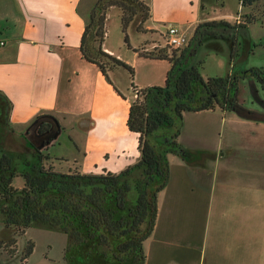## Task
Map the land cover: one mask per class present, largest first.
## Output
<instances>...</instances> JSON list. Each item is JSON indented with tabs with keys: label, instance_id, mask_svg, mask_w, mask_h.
Returning <instances> with one entry per match:
<instances>
[{
	"label": "crops",
	"instance_id": "0c3cea01",
	"mask_svg": "<svg viewBox=\"0 0 264 264\" xmlns=\"http://www.w3.org/2000/svg\"><path fill=\"white\" fill-rule=\"evenodd\" d=\"M95 1L6 0L5 10L0 5L1 23L14 17L13 5L19 7L20 20V29L7 31L10 37L0 40V90L13 104L11 124L22 132L42 113L57 116L63 126L86 114L91 125L82 170L120 172L139 160V135L127 125L129 83L124 89L108 73L111 83L80 50L83 14ZM143 1L150 7L149 31L141 32L145 38L138 46L145 44L146 50L158 47L147 40L164 36L162 24H186L194 33L201 21L235 22L238 17H219L217 0ZM103 46L134 68L137 87L165 83L168 60L141 56L132 45L133 61H125L106 40ZM239 104L238 112L184 113L179 141L196 152L195 161L169 154L170 177L158 194L157 222L148 248V239L144 243L145 264H264V112ZM195 239L197 247L191 245Z\"/></svg>",
	"mask_w": 264,
	"mask_h": 264
},
{
	"label": "trees",
	"instance_id": "16d2710c",
	"mask_svg": "<svg viewBox=\"0 0 264 264\" xmlns=\"http://www.w3.org/2000/svg\"><path fill=\"white\" fill-rule=\"evenodd\" d=\"M258 1L240 0L247 8ZM112 6L122 10L124 41L132 48L130 25L139 13L149 18L150 7L143 0H96L83 14L80 50L83 58L97 65L108 79V71L117 67L128 69L134 77V68L103 46ZM242 14L245 20L201 21L182 49L168 45L146 50L145 44V48H134L141 56L166 59L171 66L163 85L139 88L131 83L136 96L129 107L127 125L139 135L141 155L120 172L105 168L85 172L80 167L57 170L49 149L63 126L51 113L39 114L27 124L22 132L25 152L7 150L1 136L8 129L15 130L10 122L13 104L0 90V219L5 227L14 229L15 235L32 226L64 232L68 239L63 253L66 264H145L144 243L155 229L158 194L170 177L169 154L195 161L196 152L179 141L184 113L217 108L238 112L241 105L235 94L239 81L247 77L256 79L264 90V67L205 78L201 72L204 59L196 58L209 39L226 40L233 58L239 35L247 36L254 21L249 12ZM138 31L143 29L139 27ZM17 176L24 179L22 188L13 185ZM16 240V236L8 243L0 239V248L11 247ZM34 246V242L27 244L23 261L33 253Z\"/></svg>",
	"mask_w": 264,
	"mask_h": 264
},
{
	"label": "rangeland",
	"instance_id": "374dc122",
	"mask_svg": "<svg viewBox=\"0 0 264 264\" xmlns=\"http://www.w3.org/2000/svg\"><path fill=\"white\" fill-rule=\"evenodd\" d=\"M10 1L12 0H7V2ZM217 2L218 6L214 12L218 13L220 15L219 17L227 18L232 21L237 15L249 12L254 21L249 24L247 36L239 35L238 51L233 58L231 57L229 43L226 40L209 39L200 47L196 58L204 59V63L201 67L203 76L205 78L215 76L226 77L232 72L241 74L243 70L254 67H264V0H259L250 8L244 7L240 0H217ZM0 5H3V10L8 6L6 0H1ZM110 9H112V12L108 14V21L106 23V44L115 49L116 53L122 56L125 61L128 60L132 62L134 56L133 50L125 44L121 16L118 13L121 8L119 9L116 6H112ZM18 11L19 7L17 8L13 5L14 17L12 16L9 23L0 22L1 26L8 24V27L4 26L6 29L0 27V40L8 39L9 33L7 31H17L18 28L20 29V24H18L20 20L19 17H17ZM120 12L122 15V10ZM243 15L244 14H242V16L240 15L239 20H245ZM147 20V14L144 18L143 13L137 14L134 18L130 25L131 28L128 30L132 45L138 46V41H142L145 38L144 33L149 31L146 28ZM174 24L184 29L189 38H191L193 33L192 28H187L186 24ZM139 27L143 29L144 33L138 31ZM166 30L167 27L164 24L160 25L159 31L166 33ZM148 36L150 35L148 34ZM151 39L158 43V47L160 48L165 46L168 47L163 35L158 34L155 37L148 38L147 41L150 42ZM141 45L144 47V44ZM139 62L138 67L140 76H143L142 71L144 67H141L143 61ZM156 66V69L159 70V65L156 64ZM108 72L113 79L117 80L119 83L120 81L124 83V89H126V83H129L128 86H131L134 77H132L128 69L117 67ZM121 83L120 86L122 85ZM127 90H131L130 98L133 100L135 98L133 89ZM235 98L238 103H242L249 109L261 110L264 112V90L256 79L252 77H247L239 81ZM63 123L65 122L63 121ZM90 125L91 120L88 119L86 114L73 119L72 122H66L64 126L62 125L63 128H61L55 136L54 145L50 146L49 149L51 155L55 158L54 165L57 170L69 171L70 168L82 167L85 158L86 133ZM21 130L22 129H15L12 131L8 129V131H5L1 136V144H3L7 150H16L19 153L25 152L27 149L26 141L23 138ZM13 185L16 188H22L24 179L21 176L15 177ZM195 225L194 233L197 235V224L195 223ZM13 236L17 238L15 245L0 248V264H66L63 253L68 239L64 232L57 229L32 226L26 229L24 233L15 235L14 229H7L0 219V239L8 243V240ZM30 242H34L35 244L34 251L29 259L23 261L22 257L26 246ZM193 243L194 244L191 245L197 247L198 239H195ZM148 246L149 239L146 243L147 248ZM160 246H162V248L166 247L165 244ZM45 257L51 260L45 259Z\"/></svg>",
	"mask_w": 264,
	"mask_h": 264
},
{
	"label": "built area",
	"instance_id": "2783aa9c",
	"mask_svg": "<svg viewBox=\"0 0 264 264\" xmlns=\"http://www.w3.org/2000/svg\"><path fill=\"white\" fill-rule=\"evenodd\" d=\"M237 19L239 20V17H237ZM166 27L167 30L164 34V38L166 39L167 45L173 48H183L188 44L190 38L184 29L174 23H170Z\"/></svg>",
	"mask_w": 264,
	"mask_h": 264
}]
</instances>
